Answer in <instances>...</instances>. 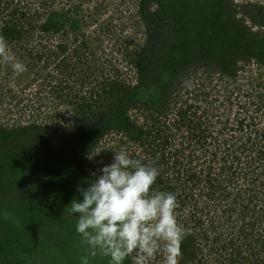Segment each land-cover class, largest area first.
Masks as SVG:
<instances>
[{
  "label": "rangeland",
  "instance_id": "rangeland-1",
  "mask_svg": "<svg viewBox=\"0 0 264 264\" xmlns=\"http://www.w3.org/2000/svg\"><path fill=\"white\" fill-rule=\"evenodd\" d=\"M139 1L0 0V28L28 14L23 38L6 39L25 71L17 75L0 63V129L15 135L28 151L23 154H30L25 159L17 154L12 162L16 155L10 154L9 163L0 167V187L23 180L26 168L31 174L23 180L24 191L17 193L19 198L27 196L22 202L7 199L0 188V223L12 226L0 235L5 262L27 264L21 260L27 249L14 242L33 239L59 252L57 261L47 257L44 264H81L90 250L75 231L77 216L68 215L70 203L79 197L78 186L87 187L121 150L158 168L162 183L156 180L153 191L180 185L183 201L177 200L175 214L178 224L196 238L199 250L194 264H227L229 241H244L247 207L257 205H248V200L259 192V198L264 195V185L246 183L243 174L250 169L249 149H257L254 154L264 152V64L241 53L232 77L211 66L207 57L184 63L176 74L156 66L152 59L151 75L166 73L153 87L140 88L125 110L121 119H129L133 126L123 121L107 124L126 97L121 86L138 84L137 63L140 56L147 57ZM164 2L172 26L163 32L165 48L178 34L195 35L200 17L210 19L212 11L223 22L248 32L250 43L264 37V25L253 22L244 11L248 4L264 8V0ZM156 10L155 0L149 11ZM52 12L68 20L60 31L46 28ZM191 124L201 127L190 129ZM101 125L104 132L99 134ZM209 150L217 155L213 162L204 153ZM262 157H254V170L263 171ZM12 165L19 166L21 174L12 172ZM230 168L237 172L233 183L226 179ZM39 178L42 188L38 189L34 182ZM214 185L223 188L210 194ZM74 242L79 244L76 250ZM96 258L90 260L96 264ZM125 264H133L132 257ZM150 264H163V254L158 253Z\"/></svg>",
  "mask_w": 264,
  "mask_h": 264
},
{
  "label": "trees",
  "instance_id": "trees-1",
  "mask_svg": "<svg viewBox=\"0 0 264 264\" xmlns=\"http://www.w3.org/2000/svg\"><path fill=\"white\" fill-rule=\"evenodd\" d=\"M154 1L155 0H140L138 5L140 18L143 20V24L146 29L144 45L145 50L143 51V54L147 56H140V60L137 63L136 69L138 84L132 87H128L126 84L121 86L125 88L124 91L126 92V94H124V97H126L124 98V100L120 101L118 109L115 113L116 115L114 117L111 116L107 121V124H110L112 121H123V119L121 118H123L125 110L129 106V104L137 98V94L140 91V88L148 89L150 87H153L166 73L155 72V74L151 75L150 62L152 59L156 60V66L162 67L168 72H175L176 74V72H180L181 69H184V63L194 61L199 57H207L212 62L211 66H217L224 72L232 75V77L236 76L234 63H236V59L240 57L241 53L245 54L247 58L251 59L253 57L258 62L264 64V37L256 39L253 41V43H250V34L248 32L241 30V28L237 27L234 23H229V21L227 23L223 22L220 17H217V14L214 11H212L210 19H206L204 16L200 17V25L196 30L195 35L189 34L184 37V35L180 36L178 34L180 37L177 35L173 41L171 40L172 42H167L166 44H169L170 47L165 48V41L167 38L166 36H164L163 32L165 31V29H170L172 27L168 23L170 20L171 11L166 10L167 2H164L166 0H156L158 3V10L149 11L150 6ZM244 11L245 14L253 22L257 23V21H259L260 25H264L263 7L248 4L244 7ZM27 15V12H25L24 14H20L21 17H15L11 21L4 23L0 28V36H3L5 40L10 39L11 42L17 39L21 40L24 36L22 28H25V26L28 25L27 22L23 21L25 18L26 20L28 19ZM45 22L46 28L60 31L66 25L68 20L65 16L59 14L58 12H52L47 16ZM238 31L240 32V34ZM208 32L210 34H208ZM242 50L244 51L242 52ZM123 122H125V126H133L127 118H125V121ZM239 125L242 129L244 127L243 121ZM103 126L101 125V128H99V134L102 133L104 129ZM189 127L190 129H197L200 128L201 125L197 124V126L194 127L191 124ZM203 140L205 141V138ZM249 145H251L250 147H252V144H248V146ZM17 146L21 148L20 152L18 151ZM260 149L261 147L259 148V150ZM244 150H246V148H244ZM210 151L211 150L204 153L207 154V157H211V161L213 162L216 159L217 155L213 151L210 154ZM249 151L252 153L250 157L247 156V161H250L247 162V166L250 169L246 173H243L245 177L244 181L248 184L260 183L263 187L264 169L262 172L256 171L254 170L253 165L254 161H257V159L261 160L263 158L262 156L264 152L254 154L257 152V149L254 152L253 148L252 150L250 148ZM26 152L28 151L23 148V144L16 139L15 135H9L7 133V130L0 129V167H5V164L9 163L10 154L16 155V158L11 159L12 162V160L17 159V154L21 155L20 159L27 158V156L30 154H23ZM255 156H257L258 158L254 159ZM224 163H226V160H224ZM12 168L14 169L12 170V172L17 174L22 170L19 169V166H16L15 168L12 165ZM23 173L25 180L31 177L30 170L28 168H26L25 172ZM236 173L237 172L235 170H232V168H230V171L227 174L228 176L226 177L227 181L230 180V183H233V177L236 175ZM23 180H19L18 178L17 184L12 187H10L11 185L6 184L3 186L1 185L0 188H3L7 199L11 197L20 202L27 199V196L19 198L18 195H20L21 193L17 194L18 192L24 191ZM41 181L42 179L39 178L34 182L38 189L39 187L42 188ZM157 182L159 185L160 183H162V180L157 179ZM222 188L223 185H214L213 187H211V192L209 193L216 194V190ZM159 189L160 191L176 192L177 200L183 201L181 200L182 195H179L180 185L176 184V186H174L173 188H168L166 185H163V187ZM259 193L261 194V192ZM260 194L253 195L252 200H248V205L251 203L253 204V202H256L257 205L252 206V209H249L247 207L248 215L245 226L247 232L244 233V241L231 239L229 241V244L227 245V248L225 247V255L227 254L225 259L227 264H264V195L259 198ZM29 202L30 200L27 201L28 204ZM258 206L260 209H258ZM4 226V224L0 223V235L8 233L9 229L12 228V226ZM70 237L67 236V239ZM21 242L22 241H15L14 243L19 245L20 247H24L25 249H27L24 254H21V260H23L27 264H32L34 262V264H44L47 257H53V261H57L59 258V252L52 245H48L49 243L39 245L38 242L33 239H28L27 241H24L22 243ZM239 242H243L242 246L239 245ZM78 245V242H74L72 249H75V247ZM195 245L196 238L193 233L188 231V234L181 243V255L183 256L181 264H194L193 261L198 256L199 250L196 249ZM87 254H90V252H88ZM1 255L2 253L0 251V264H9L10 262H5ZM98 256L99 260L96 258V260L93 261H95L96 264H104V261H106V259L100 255ZM91 262L92 261L90 260V264Z\"/></svg>",
  "mask_w": 264,
  "mask_h": 264
},
{
  "label": "clouds",
  "instance_id": "clouds-1",
  "mask_svg": "<svg viewBox=\"0 0 264 264\" xmlns=\"http://www.w3.org/2000/svg\"><path fill=\"white\" fill-rule=\"evenodd\" d=\"M0 63L17 75L26 67L10 53L3 36ZM114 153L113 162L87 187L78 186L79 197L70 203L68 215L77 216L75 231L90 250L81 264H90L96 255L107 264H125L129 257L133 264H150L158 253L163 254V264H178L188 231L176 218L177 193L153 191L158 168L132 159L126 151Z\"/></svg>",
  "mask_w": 264,
  "mask_h": 264
}]
</instances>
